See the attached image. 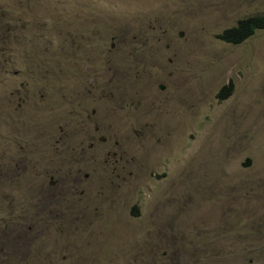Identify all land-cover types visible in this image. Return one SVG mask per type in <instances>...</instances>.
Masks as SVG:
<instances>
[{
	"label": "rangeland",
	"instance_id": "obj_1",
	"mask_svg": "<svg viewBox=\"0 0 264 264\" xmlns=\"http://www.w3.org/2000/svg\"><path fill=\"white\" fill-rule=\"evenodd\" d=\"M263 14L0 0V264H264Z\"/></svg>",
	"mask_w": 264,
	"mask_h": 264
},
{
	"label": "trees",
	"instance_id": "obj_2",
	"mask_svg": "<svg viewBox=\"0 0 264 264\" xmlns=\"http://www.w3.org/2000/svg\"><path fill=\"white\" fill-rule=\"evenodd\" d=\"M262 30H264V14L240 20L235 27L217 35V39L226 44L237 46L243 44L254 36L256 32ZM232 92V86H224L218 94V99H227L232 95ZM256 231L260 233V230Z\"/></svg>",
	"mask_w": 264,
	"mask_h": 264
},
{
	"label": "clouds",
	"instance_id": "obj_3",
	"mask_svg": "<svg viewBox=\"0 0 264 264\" xmlns=\"http://www.w3.org/2000/svg\"><path fill=\"white\" fill-rule=\"evenodd\" d=\"M263 31V30H262ZM257 33V32H256ZM253 37V36H252ZM228 99V98H227ZM219 100H221V99H219ZM224 100H226V99H224ZM224 100H221V101H224Z\"/></svg>",
	"mask_w": 264,
	"mask_h": 264
},
{
	"label": "flooded vegetation",
	"instance_id": "obj_4",
	"mask_svg": "<svg viewBox=\"0 0 264 264\" xmlns=\"http://www.w3.org/2000/svg\"><path fill=\"white\" fill-rule=\"evenodd\" d=\"M83 144V143H82ZM47 173H49V172H47ZM51 180L53 181V178H51ZM50 194H52V193H50Z\"/></svg>",
	"mask_w": 264,
	"mask_h": 264
}]
</instances>
